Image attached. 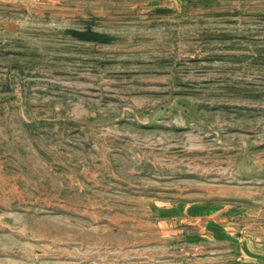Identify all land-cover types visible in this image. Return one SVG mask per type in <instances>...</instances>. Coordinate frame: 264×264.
Listing matches in <instances>:
<instances>
[{
	"label": "rangeland",
	"instance_id": "obj_1",
	"mask_svg": "<svg viewBox=\"0 0 264 264\" xmlns=\"http://www.w3.org/2000/svg\"><path fill=\"white\" fill-rule=\"evenodd\" d=\"M137 2L97 44L0 0V264H205L193 218H264V0Z\"/></svg>",
	"mask_w": 264,
	"mask_h": 264
},
{
	"label": "crops",
	"instance_id": "obj_2",
	"mask_svg": "<svg viewBox=\"0 0 264 264\" xmlns=\"http://www.w3.org/2000/svg\"><path fill=\"white\" fill-rule=\"evenodd\" d=\"M34 1L37 4L41 0ZM45 1L50 4V7H68V10L72 12L71 17L78 20V25L75 28L81 27L79 21L88 20L90 15L101 19L105 18V7H138V0ZM155 1L161 3V0H150L152 5ZM203 214H201L202 217ZM226 214L218 215V213H212V209H210V216L206 220L199 219L198 221L196 217L193 218L199 224V227L194 228L198 232L193 236L185 234L184 237L202 241L209 240L208 242L214 247L207 259L199 258L200 262L205 264H264V218H245L242 223L243 226L236 227L235 223L230 222ZM200 222L203 224L208 222V228H202ZM196 248H198L197 251L200 249L199 252L202 255V248Z\"/></svg>",
	"mask_w": 264,
	"mask_h": 264
},
{
	"label": "water",
	"instance_id": "obj_3",
	"mask_svg": "<svg viewBox=\"0 0 264 264\" xmlns=\"http://www.w3.org/2000/svg\"><path fill=\"white\" fill-rule=\"evenodd\" d=\"M157 14H169L172 12L168 8H160V2L155 1L153 3ZM101 18L90 15L88 20H80L79 23L81 27L79 28H66L63 30V35L66 37H71L77 41L97 43V44H111L119 41V37L116 35L109 34L107 32H102L98 28L100 27Z\"/></svg>",
	"mask_w": 264,
	"mask_h": 264
}]
</instances>
